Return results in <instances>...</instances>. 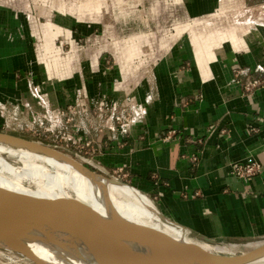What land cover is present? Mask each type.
<instances>
[{"label":"crops","instance_id":"0c3cea01","mask_svg":"<svg viewBox=\"0 0 264 264\" xmlns=\"http://www.w3.org/2000/svg\"><path fill=\"white\" fill-rule=\"evenodd\" d=\"M222 1L185 3L194 19L226 13L229 5ZM241 4L237 8L250 12L256 9L255 5ZM105 6L106 0H78L72 6L63 0L57 9L77 13L79 19L87 14L92 18L96 14L98 19ZM195 23L199 24L190 23L193 36L185 38L183 47L171 49L177 40L172 36L171 41L163 43L170 50L153 69V80L147 75L140 80V102L155 94L148 104V116L119 140L108 141L105 133L104 137L98 136L96 143L102 152L94 156L93 167L100 172H122L131 186L154 198L164 216L186 227L199 240L264 239V80L256 79L264 78V22H237L227 29L235 31L226 35L223 26L202 28L217 29V34L206 31L208 35L203 33L200 37L194 31ZM35 25L33 32L37 35ZM72 36L71 29L67 38L73 41ZM0 38L4 39L2 42L7 40ZM131 38L136 39L134 44L147 40L145 34H139L116 45L128 44ZM15 41V46L3 44L5 49L1 48L0 54L22 52ZM58 59L62 75L73 78V90H67L66 83H61V88L64 93L75 92V53L60 55ZM185 59L191 67L182 71L180 66ZM97 62L95 56L92 63L96 66ZM236 66L240 67L237 74ZM46 69L49 77L50 65ZM129 73L133 72L122 70L124 78ZM243 73L254 81L245 85L238 78ZM88 75L93 76L91 71ZM95 76L94 80L89 79V88L84 86L83 90H89L94 105H110L119 86L99 82ZM9 93L13 101L19 97L17 88H9ZM110 134L107 137L111 138ZM104 140L105 147L101 145ZM234 162H257L261 171L250 179H241L231 171ZM255 245L259 244L248 247Z\"/></svg>","mask_w":264,"mask_h":264},{"label":"rangeland","instance_id":"374dc122","mask_svg":"<svg viewBox=\"0 0 264 264\" xmlns=\"http://www.w3.org/2000/svg\"><path fill=\"white\" fill-rule=\"evenodd\" d=\"M64 1L72 6L78 0ZM62 3L63 0H0V37L7 39L2 42L4 39L0 38V49L3 44L15 46L17 39L18 50H23L11 55L0 54V88L4 93L3 96L0 94V133L43 144L100 175L130 185L133 184L122 172H100L93 167L94 156L102 152L96 140L102 133L108 141L119 140L148 116V104L155 94L143 97L144 102H140V80L144 75L153 80V69L170 50L167 51L163 43L171 41L172 36L177 40L172 42L171 49L183 47L185 38L192 35L190 23L194 22L199 23H195L194 29L199 37L206 31L217 34V29L203 31L202 28L223 26L226 35L235 31L227 29L236 26L237 22H264V0H223L222 4L229 5L226 13L194 19L189 16L185 0H106L107 6L103 7L98 19L96 14L94 18L87 14L79 19L77 13L69 10L62 13L57 9ZM238 3H243L241 6L255 5L256 9L245 11L237 8ZM34 25L37 35L33 32ZM71 29L73 41L67 38ZM139 34L147 37L143 44H134L136 39L131 38L128 44L116 45V42L121 43ZM69 52L76 56L77 85L75 92L64 93L61 83L68 85L67 90H73V78L62 75L58 56ZM95 56L98 58L96 66L92 63ZM190 67V61L185 59L180 69L184 71ZM239 68L235 67V74ZM122 70L133 73L124 78ZM89 71L99 82L119 86L118 90L115 88L110 105L105 102L94 105L89 90H83L84 86L89 88L90 78L95 79L88 75ZM238 78L245 85L254 81L246 73ZM256 79L264 80L263 77ZM9 88H17L19 97L16 101L9 99ZM108 132H112L111 138L107 137ZM101 145L106 146L105 140ZM147 195L157 206L154 198ZM260 240L264 241H201L214 246L215 249L211 250L218 251L217 254L238 255L261 246L248 247L250 241ZM7 247L0 245V264H35L14 248ZM261 263L264 264V258L252 264Z\"/></svg>","mask_w":264,"mask_h":264},{"label":"bare ground","instance_id":"6f19581e","mask_svg":"<svg viewBox=\"0 0 264 264\" xmlns=\"http://www.w3.org/2000/svg\"><path fill=\"white\" fill-rule=\"evenodd\" d=\"M0 188L47 197L74 195L116 224L149 226L178 241L199 244L213 254L218 252L211 250L214 246L194 237L186 227L164 216L139 188L88 170L68 155L48 148H33L1 135ZM49 221L50 217L44 215L0 222V245L14 248L35 264H41L38 259L47 264H98L73 229ZM16 234L20 237L16 238ZM248 244L262 246L264 241ZM124 248L130 252L128 264H176L167 250L154 241L126 240ZM263 258L264 250L243 264Z\"/></svg>","mask_w":264,"mask_h":264},{"label":"water","instance_id":"95a60500","mask_svg":"<svg viewBox=\"0 0 264 264\" xmlns=\"http://www.w3.org/2000/svg\"><path fill=\"white\" fill-rule=\"evenodd\" d=\"M0 135L33 148L40 150L48 148L59 153L29 139L3 133ZM44 215L50 217L49 222L51 223L73 229L85 242L98 264H128L126 259L130 252L124 248V242L133 239L156 242L167 250L176 264H195V262L201 264H243L264 250L263 244L248 253L213 254L199 244L178 241L149 226L135 223L116 224L106 219L87 201L74 195L47 197L0 188V222L11 223L25 216ZM15 237L19 238L20 236L16 234ZM203 241L215 242L212 240ZM22 248L24 247L20 249ZM38 260L41 264H47L41 259Z\"/></svg>","mask_w":264,"mask_h":264},{"label":"built area","instance_id":"2783aa9c","mask_svg":"<svg viewBox=\"0 0 264 264\" xmlns=\"http://www.w3.org/2000/svg\"><path fill=\"white\" fill-rule=\"evenodd\" d=\"M197 156H194V160ZM232 173L241 179H250L261 171V166L257 162H234L231 165Z\"/></svg>","mask_w":264,"mask_h":264}]
</instances>
